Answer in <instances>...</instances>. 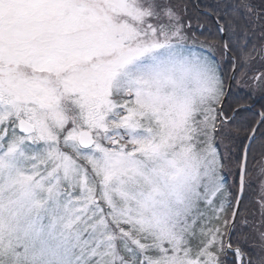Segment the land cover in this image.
Segmentation results:
<instances>
[{"label": "snow or ice", "instance_id": "obj_1", "mask_svg": "<svg viewBox=\"0 0 264 264\" xmlns=\"http://www.w3.org/2000/svg\"><path fill=\"white\" fill-rule=\"evenodd\" d=\"M212 11L0 0V264H264V0Z\"/></svg>", "mask_w": 264, "mask_h": 264}, {"label": "flooded vegetation", "instance_id": "obj_2", "mask_svg": "<svg viewBox=\"0 0 264 264\" xmlns=\"http://www.w3.org/2000/svg\"><path fill=\"white\" fill-rule=\"evenodd\" d=\"M224 0H194L197 9L194 10V15L196 16L197 20L200 24H202L204 33L208 32H215L216 30V18L213 14V9H217L219 4L223 3ZM190 15V14H189ZM197 21H195L196 23ZM194 23V24H195ZM199 32V29H197ZM203 36H201V39ZM261 102H264V98L259 96L256 97L255 101L253 102V107L251 111H258L259 105Z\"/></svg>", "mask_w": 264, "mask_h": 264}, {"label": "trees", "instance_id": "obj_3", "mask_svg": "<svg viewBox=\"0 0 264 264\" xmlns=\"http://www.w3.org/2000/svg\"><path fill=\"white\" fill-rule=\"evenodd\" d=\"M178 3L180 4H187L188 5V15L192 17L193 21H197L196 16L194 15V10L197 9V6L194 3V0H177ZM255 2H259V0H255ZM194 13V14H193ZM235 84V82H233ZM233 107H235V104H233ZM253 188H255V184L253 185Z\"/></svg>", "mask_w": 264, "mask_h": 264}, {"label": "rangeland", "instance_id": "obj_4", "mask_svg": "<svg viewBox=\"0 0 264 264\" xmlns=\"http://www.w3.org/2000/svg\"><path fill=\"white\" fill-rule=\"evenodd\" d=\"M189 16H190V15H189ZM190 17H191V16H190ZM193 23H195V22L193 21ZM203 32H204V30H203ZM207 33H209V32H208V31H206V32H205V34H207Z\"/></svg>", "mask_w": 264, "mask_h": 264}]
</instances>
